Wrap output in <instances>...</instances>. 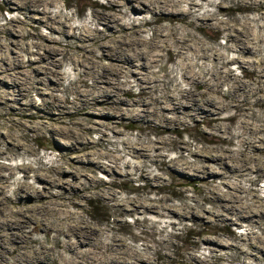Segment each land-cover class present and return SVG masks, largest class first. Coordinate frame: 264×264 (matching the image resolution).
<instances>
[{"label": "rangeland", "instance_id": "obj_1", "mask_svg": "<svg viewBox=\"0 0 264 264\" xmlns=\"http://www.w3.org/2000/svg\"><path fill=\"white\" fill-rule=\"evenodd\" d=\"M110 1L112 2V0L48 1L45 7L49 14L51 16L58 14L50 26L37 19V16L42 14L43 6H38L37 10L32 9L27 14L16 3L0 0V96L9 100V103H6L0 98V180L6 182L0 189V199L4 201L0 205V210L5 207V212H8L19 206L16 201L18 192L27 188L26 185L24 187L23 182L31 183L34 188L39 189L49 186V194H55L63 189V186L62 188L51 186L44 180H36L35 175L39 171L54 175L55 172L49 170L52 164L66 165L67 161L74 163L69 157L73 156L72 159H75L74 155L79 153L71 152L68 153L69 156L60 158L59 154L68 150L69 141L49 130L50 127L56 132L73 128L82 130V136L87 138L85 143L87 150L97 154L102 153L100 158L102 162H108L113 155L122 156L119 160L122 167L129 161V166L122 168L123 173L115 172L113 176L107 170H95V176L105 183L102 186L104 189L109 188L116 194L118 200L123 201L160 199L161 206H157L156 210L165 213L159 215L154 210L143 213L127 212L96 195L85 197L80 205L62 206L70 211L80 210L81 215L77 216L76 213L72 217L83 218L96 226L100 238L109 236V239L116 236L139 250L144 244L148 245L150 248L147 253L152 257V262L156 261L158 264H185L189 256L206 257V263L201 264H264V149L256 150L243 140L246 138L254 140L259 137L264 139V103H254L253 99L256 95L250 96L242 105L231 106L229 100L234 97L226 98L223 95L228 91V84L224 83L219 89L222 97L217 95L216 98L225 104L223 109L218 110L219 112L205 116L200 114L194 118L186 116L184 121L172 123L170 129L164 130L160 125L155 129L153 124L142 119L143 111L140 110L143 105L130 106L131 99L154 100L153 98L163 95L161 91L170 92L175 85L178 88L191 89L198 94V97H202L203 90L202 84L182 78L184 70L181 68V59L178 55L164 54L154 67L164 66L159 80L153 83L154 88H142L134 77H129L130 87L118 96L122 101L124 99L123 106L128 105L130 110L118 118L119 122L114 130L107 129L103 125H97V128L90 126L91 119L102 118L104 121L108 119L109 114L114 118L119 116L105 107H98L88 114L74 112V109H68V112L63 113L52 111L50 113L54 118L51 119L46 117V112L36 109L30 111L43 113L45 117H28L27 110H18L16 114H10L9 111L13 107L10 102L11 97L18 100L12 104L20 108H23L28 100H32L34 107L40 106L43 100L50 101L52 96L64 103L68 102L71 106L78 86L83 84L85 88H90L94 83V77L91 74L85 75L83 67L78 66L77 69H73L72 57H78L83 50L76 47V38L58 31L57 28L63 27L62 24L59 27L61 21L65 20L69 26L76 27L72 30L78 35L79 27L82 25L90 28L93 26L105 28L103 21L96 14L114 11L120 23L136 25V32L126 29L128 35L142 38L154 36L159 27L162 29L169 23L162 18L157 20L158 15L152 12L137 13L127 6L113 5ZM197 1L200 3L199 6L184 15L182 22L172 21L173 31L177 33L180 27H183L187 34L203 39V45L206 47L220 48L231 58L234 54L228 50L231 42L224 27L206 25L204 28H197V17L213 14L218 19L230 21L231 24L244 18L256 22L259 12L253 6L254 0ZM261 1L264 5V0ZM220 4L224 5V10H221ZM29 14V17L32 16L30 19L27 17ZM262 21L264 22V19ZM8 23L12 26L7 30L5 28ZM102 38L103 33H100L96 40ZM85 42L90 45L93 41ZM41 43L52 44L54 47L49 45L51 47L49 50L41 49L39 47ZM258 48L264 65V41L260 42ZM47 51H50L49 54ZM41 52L50 56L45 55L38 60ZM92 54L95 60H99L94 62L96 71L101 72L100 65L110 60L107 56L102 57L103 51L100 47H96ZM52 60L53 65L49 64ZM192 62L194 72H202L206 80L211 77L208 73L212 66L210 60L204 65L200 60L193 59ZM49 67L54 71L51 78H43L37 82V77H44V74H47L46 69L50 70ZM228 67L233 70L232 73L240 75L243 79L254 80L249 71L238 63L229 64ZM118 78L120 82L124 81L123 76ZM53 82L59 83L52 91L50 86ZM181 93V90L176 91L177 97ZM262 94L264 98V88ZM111 96L114 97V94ZM166 114L169 117L173 115L171 112ZM243 118L250 126L262 127V129L248 130L244 136H241L242 129L239 125ZM157 123L160 121L158 120ZM28 125H34L37 129L28 128ZM7 130L11 132L12 138L5 135ZM124 140L130 143H142L141 145H148L154 141L158 147L150 149L147 157H131L125 154ZM156 154L159 156H155ZM75 165L78 169H82V163L78 162ZM245 166L248 168L245 169ZM256 166L259 170H254ZM237 167L239 170H235ZM127 170H129L128 174ZM154 175H157V178ZM62 177L68 182L73 181V177L67 172H64ZM84 179L83 185L91 182L90 176ZM67 194L71 198L75 196L74 193ZM24 197L27 196H22ZM66 203L69 201L66 200ZM47 217L51 224L62 219L55 213H49ZM36 223H26L24 230L30 233L34 246L39 247L40 240L46 236V233L38 227L33 230L38 225ZM50 233L54 231L51 229ZM209 239L212 243L220 244L216 246L217 250L214 252L209 248L214 246L208 243ZM53 244L52 239H47L43 243L45 248H50ZM253 244L260 246V250H255ZM58 250L59 248L55 247L50 252L56 255ZM246 250H251L259 257L249 258L244 254Z\"/></svg>", "mask_w": 264, "mask_h": 264}, {"label": "bare ground", "instance_id": "obj_2", "mask_svg": "<svg viewBox=\"0 0 264 264\" xmlns=\"http://www.w3.org/2000/svg\"><path fill=\"white\" fill-rule=\"evenodd\" d=\"M6 1L8 3H16L18 7L24 9L27 14L30 10H37L38 6H43L42 14L41 16H37V19L50 26H52V23L56 20L55 17L58 16V14L51 16L49 14L50 12L45 7L46 2H51L52 0ZM261 2V0L253 1L254 8H257V11L259 12V15L255 19L256 22L252 21L250 18H244L239 22L231 24L230 21L220 18L218 19L213 14L197 17V28H204L206 25L224 27V30L227 31L228 40L231 42L228 46V50L234 54L231 58L228 57V53L221 51L220 48H213L211 46L206 47L203 45V39H198L195 36L187 34L183 27H180L179 32L177 33L173 31L172 21L177 20L182 22L184 15L191 13L194 7L199 6L200 3L197 0H112L111 3L113 5L127 6L129 9L137 13L149 11L158 15L157 20L162 18L169 21V23L164 25L162 29L159 27L156 34L149 38L128 35L126 29H131L133 32H136V25L120 23L114 11H107L98 15L96 14V16L103 21L105 28L97 26L90 28L86 25H82L79 27L80 33L78 35L72 30L76 27L69 26L65 20L61 21L59 27L61 24L63 27H56L58 31L64 35L76 38V47H80L81 50H83V53L78 56L80 58L77 56L72 57L71 60L74 65L73 69H77L78 66L83 67L85 75L91 74L92 77H94V83L91 84L90 88H85L83 84L79 85L76 89V97L71 102V106H69L68 102L64 103L62 100L52 96L50 101H47V99L45 101L43 100L42 105L36 107L33 106L32 100H28L24 103L25 105L23 106V109L15 107L12 102L18 100L11 97L10 102L13 107H11V111L9 112L10 114H16L18 110H27L28 117L40 118L45 117V115L40 112H34L35 110H30H43L47 113L46 117L51 119L54 118L50 113L52 111L63 113L65 111L68 112V109H74V112H84L88 114L98 107H105L108 111L116 113L119 116L114 118L112 114H109L108 119L104 121L102 118L100 120H96L97 118L91 119L90 126L97 128V125H103L107 129L114 130L119 122L118 118L130 110L128 105L126 107L123 106L124 99L122 101L120 96H118L119 93L130 87L131 80L129 77H134L142 88H154L153 83L159 80V75L163 73L164 66L159 65L158 68L154 67L164 54H168L169 56L176 54L180 57L181 68L184 70L182 78L188 81H195L200 85L202 84V97H198V94L194 93L191 89H182L175 85L170 92L161 91L163 92V95L153 98L154 100L151 99L152 101L142 98L131 99L130 106L134 104L139 106L143 105V108L141 107L140 110L143 111L142 119L153 124V128L157 129L159 127L158 125H160L161 128L167 130L172 128V123L177 121L182 122L187 117L194 118L200 114L205 116L209 113L223 109L225 104H222V102H219V99L217 100L216 98L217 95L221 96L219 89L224 83L228 84V91L223 95L226 98L230 96L234 97L229 100V105H242L253 95H256L253 99L254 103L263 104L264 98L262 91L264 88V65L262 64L263 59L259 54L260 48H258L260 42L264 41V22L262 21L264 19V5H262ZM221 10H224V5H221ZM30 14L27 16L29 19L32 17H29ZM65 19L67 20L68 18L66 17ZM11 26L12 24L8 23L5 29L8 30ZM100 33H103V38L101 40H96ZM86 40H91L93 42L88 45L85 42ZM49 45L50 44L47 43H41L39 47L41 49L46 48V50H49L52 47V44L50 45L51 47ZM96 47L102 49V57L107 56L110 60L109 62L100 65L102 69L101 72L96 71L94 64L95 61H99L97 59L95 60L92 54ZM50 51H47V53L49 54ZM47 53L41 52L38 60L42 59L45 55H47L46 57L50 56ZM193 59L200 60L203 65L207 60L212 62V66L208 71L211 77L208 80L204 79L202 72L193 71ZM53 63L52 60L49 64L53 65ZM232 63H238L242 68L249 71L248 73L254 77V80L248 81L243 79L240 75L232 73L233 70L228 67L229 64ZM49 68L50 70L48 68L46 69L47 74H44V77H37V82L41 81L43 78H51L54 71L51 67ZM92 72L95 73L92 74ZM119 76H123L124 81L120 82L118 78ZM25 77L27 78V76ZM55 79L56 78H54V80ZM58 83L53 82L50 86V90L53 91V89H56ZM22 88L26 91V88L23 86ZM178 90H181L182 93L177 97L176 91ZM142 92L143 91H141V93ZM25 94L28 96L27 92ZM112 94H114V97L111 96ZM0 98L4 99L6 103H9V100L3 96H0ZM166 112H171L173 115L169 117ZM158 120L160 123H157ZM27 127L37 129L34 125H28ZM239 128L242 129L240 130L241 136H244L248 130L257 131L262 129V127L256 128L250 126L244 118L240 122ZM49 130L59 134L61 138L69 141L67 144L68 150L59 154L60 158L71 152L79 154L74 155L76 160L72 159L73 156L69 157L72 162L74 161L73 164L69 161L66 162V165L52 164L49 167V170L54 171V175H49L46 171H39L36 173V180H44L51 186H63V189L59 192L49 194V186H43L39 189L34 188L31 183L23 182L24 187L26 185L27 188L23 187L24 189L21 192H18V198L16 197V201L19 206L15 210L10 209L8 212H5L6 208L2 207V210H0V264H158L156 261L152 262V257L147 253L148 248H150L148 245L144 244L143 248L139 250L133 248L131 245L125 243L116 236H112L109 239V236L100 238L96 226L88 223L83 218L77 217L81 215L79 212L80 210L76 212L70 211L68 208H62V206H67V204L80 205L82 199L85 197L90 198L96 195L107 202H112L113 206L120 207L127 212L143 213L149 210H154L155 212H158L159 215H165L164 212L156 210L157 206H161L159 205L162 203L160 202L161 200L151 199L144 201L140 200L138 202H133L131 199H126L124 201L118 200L116 194L112 190L109 188L104 189L102 187L105 183L101 178L96 177L94 172L97 169L107 170L112 176L115 172L123 173L122 168L128 167L129 161H127L122 167L119 164V160L122 156L113 155V158L108 159V162H102L100 160V158H102L101 152L97 154L96 152L89 151L85 148L87 138L82 136V130H74L71 128L70 130L65 129V131L62 129L61 131L59 130L56 132L54 128L51 127ZM10 133L11 132L7 130L5 135L12 138ZM243 140L256 150L264 149V139L261 137L254 140L247 138ZM141 144L130 143L124 140L123 147L125 149V154L131 157H147L149 156L148 151L150 149L158 147V144L156 145L154 141L148 145ZM155 156L159 155L156 154ZM78 162L83 164L82 169L76 167L75 163ZM247 168L248 167L245 166V169ZM258 168L259 167L256 166L254 170H259ZM235 170H239L238 167L237 169L235 168ZM64 172L69 173L73 177L72 182H68L62 177ZM126 173L128 174L129 170H127ZM144 175L146 176L147 174ZM88 176H90L91 182L87 185H83L84 178ZM154 177L157 178V175H154ZM5 183V181L0 180V189L4 187ZM63 183H66L67 185ZM67 193H74L73 195L75 196L71 198ZM24 195L27 197L22 198ZM66 200H68L69 203H66ZM2 202L4 201L0 199V205ZM49 213L58 214L62 219H59L55 224H51L47 220V214ZM76 213V218H73V215ZM29 222L38 223L33 230H36L38 227L39 230H43L46 233V236L40 240L39 247L34 246L30 233L24 230L26 223ZM51 229L54 231L52 234L50 233ZM47 239H52L54 242L50 248H45L43 245ZM207 241L208 243H212L210 239ZM212 244H214V246H209V248L211 252H214L217 250L216 246L220 244H218V242ZM55 247L59 248V250L56 255H52L50 250ZM252 247L255 248V250H260V246L256 244H253ZM244 254L251 259L259 257L258 254L251 252V250H246ZM54 261L55 263H53ZM201 263H206V257L189 256L188 260L185 261V264Z\"/></svg>", "mask_w": 264, "mask_h": 264}]
</instances>
